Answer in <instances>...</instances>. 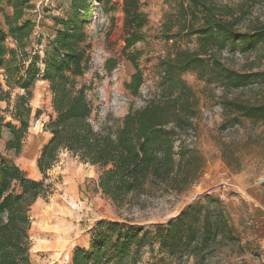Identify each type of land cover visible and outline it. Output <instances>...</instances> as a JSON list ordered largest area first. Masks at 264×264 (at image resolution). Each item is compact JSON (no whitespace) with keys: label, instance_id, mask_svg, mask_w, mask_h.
<instances>
[{"label":"trees","instance_id":"1","mask_svg":"<svg viewBox=\"0 0 264 264\" xmlns=\"http://www.w3.org/2000/svg\"><path fill=\"white\" fill-rule=\"evenodd\" d=\"M110 3L105 0V7ZM259 3L261 0H243L237 12L231 8H216L208 0H179L177 11L168 19L169 31L176 26L177 39L196 38L198 53L181 52L175 59L163 61L162 80L167 94L161 93L140 109H130L113 132L106 126L96 130L93 120L97 107L89 99L93 89L81 81L88 74L92 61L93 47L86 32L92 3L72 0L68 16L52 19L55 31L48 35L40 57L36 52L32 55L27 52L36 27L27 16L33 9L31 1L0 0L3 19L0 20V68L5 71L8 88H18L25 93L17 98L12 113L20 127L4 123L0 116V131L6 128L10 135L6 150L15 154L22 150L32 114L29 101L39 79L49 84L53 111L44 125L51 138L37 160L42 175L40 181L29 178L0 153V264H32L31 208L38 200L48 198V173L63 152L96 167L98 179L92 181L93 190L115 204L141 194L147 184L154 187L166 184L176 193H182L196 182L205 162L201 159L200 168H195V150L178 139L179 134L190 127L187 106L190 91L181 81V75L191 68L206 65L201 55L222 51L248 54L264 46L263 24L246 32L237 30L245 15ZM8 8H11V14L7 12ZM124 13L125 27L130 30L126 40L128 50L143 41L141 32L147 21L140 11L139 0H124ZM39 38L44 39L42 35ZM10 43L14 49L9 47ZM133 54L129 58L135 74L126 86L135 97L143 85V74ZM27 61L28 65H25ZM212 65L222 67L218 62ZM224 79L227 91L231 90L228 98L232 92L254 85L264 90V71L240 74L226 70ZM3 94L7 96V92ZM224 97L223 93L221 99ZM0 100H5L2 95ZM219 104L223 112V105ZM230 106L237 117L264 124V103H230ZM238 126L230 124L224 130ZM230 229L225 206L218 197L207 196L167 225L151 230L100 222L92 233L88 248L76 249L70 264H139L137 258L143 250L155 245L169 257H206L217 243L233 242Z\"/></svg>","mask_w":264,"mask_h":264},{"label":"rangeland","instance_id":"2","mask_svg":"<svg viewBox=\"0 0 264 264\" xmlns=\"http://www.w3.org/2000/svg\"><path fill=\"white\" fill-rule=\"evenodd\" d=\"M30 1L33 9L27 12V16L36 27L28 42L27 52L31 55L36 52L42 57L41 52L48 35L55 31L52 19L68 16L72 0ZM208 1L216 8H231L237 12L243 4V0ZM88 2L92 3V14L86 32L93 47L92 61L88 74L81 81L93 89L89 93V99L97 107L93 120L96 130L106 126L114 132L130 109H140L161 93L167 94L162 80L163 61L173 60L181 52L197 54L199 44L194 37L177 39L176 26L169 31L168 19L177 11L179 0H139L140 11L146 16L147 23L141 32L143 41L128 50L126 40L130 30L125 27L124 0H110L107 8L105 0ZM7 12L11 14V8ZM0 20H3L2 16ZM262 24L264 25V0L249 15H245L237 30L246 32ZM41 35L44 38H41L42 41L39 38ZM9 47L14 49L11 43ZM132 53L137 57L143 74V85L139 95L135 97L126 86L135 74L134 65L129 58ZM200 57L205 60L206 65L191 68L181 75V81L190 91L187 99L190 127L178 136L189 149L195 150V168H200L198 166L202 161L205 162L196 182L182 193H176L166 184L157 187L147 184L141 194L130 196L122 204H115L102 193L93 190L92 181H97L98 169L63 152L59 162L48 173V198L38 200L31 208L32 226L29 234L32 264H70L74 251L88 247L94 229L103 221L151 230L167 225L188 207L207 196L218 197L221 204L226 206L227 198L236 196L225 185L234 176L244 171V182L250 186L264 175V124L237 117L234 108L230 106V103L262 104L264 90L253 88L237 94L232 92V96L228 98L227 94L231 90L227 91L224 79L226 70L240 74L264 71V46L248 54L234 55L229 51H222L210 52ZM208 59H211V63ZM214 61L222 67H213ZM25 65H28V61ZM4 76L5 71L0 68V95L5 99L0 100V116L4 123L20 127L13 120L12 113L17 98L25 93L18 88L9 89ZM219 88L225 95L223 99L217 92ZM6 92L7 96L3 94ZM219 102L223 105V112L218 108ZM29 106L32 114L21 152L15 154L6 150L10 135L3 128L0 131V153L8 163L19 167L29 178L40 181L42 175L38 170L37 160L51 138L44 125L53 114L52 94L48 83L41 79L37 81L32 89ZM230 124L239 126L225 131V127ZM221 161L228 166L230 172L226 171ZM236 184L240 189H245L239 183ZM215 188L218 192L210 194L211 189ZM242 211L244 214L248 213L246 207ZM250 221L245 215V218L238 220L237 228L231 225L233 242L217 243L210 248L206 257H169L168 253L161 252L158 245H155V251L143 250L137 260L139 264H254V257H225V253L221 251L230 249L229 251L242 255L253 250L254 236L260 232L261 227ZM242 241L246 243L241 245Z\"/></svg>","mask_w":264,"mask_h":264},{"label":"crops","instance_id":"3","mask_svg":"<svg viewBox=\"0 0 264 264\" xmlns=\"http://www.w3.org/2000/svg\"><path fill=\"white\" fill-rule=\"evenodd\" d=\"M221 164L226 168L227 172H230L228 166L226 167L222 161ZM244 174V171L239 172L229 182L233 184L239 183L245 188L244 190L241 189L240 195L228 197L226 200L227 203L225 204V207L229 223L230 225H233L235 228H237L239 225L238 220L245 218L246 215L248 220H251L250 223L255 224L257 227H261V230L256 236H254L255 244L253 246V250H251L249 253L238 255L233 251H229L230 249H221V251L225 253V257H254V264H264V175L254 181L252 185L247 186L244 182ZM217 192L218 189L215 188L211 189L209 193L214 194ZM242 205L246 207L248 213L244 214L242 211L244 210V207H242ZM246 241H242L240 244H245ZM87 248L88 247L85 249ZM144 250L155 251V246L152 248L147 247Z\"/></svg>","mask_w":264,"mask_h":264},{"label":"built area","instance_id":"4","mask_svg":"<svg viewBox=\"0 0 264 264\" xmlns=\"http://www.w3.org/2000/svg\"><path fill=\"white\" fill-rule=\"evenodd\" d=\"M227 52H228V51H227ZM238 52H239V51H236L235 53H232V54H234V55H241V54H242L241 52H239L240 54H238ZM253 88H259V87H257V85L250 86V87H248L247 89H241V90H239V91H235V94H237V93H241V91L248 90V89H253ZM217 92H218V94L220 95V97L223 96V91H222L221 89H219ZM231 96H232V94L229 95V97H231ZM218 108H219L220 110H222L220 104H219ZM225 185H227V187H228L230 190H232L236 196L240 195V193H241V189H240V187H239L237 184L227 183V184H225ZM224 189H226V187H224Z\"/></svg>","mask_w":264,"mask_h":264}]
</instances>
